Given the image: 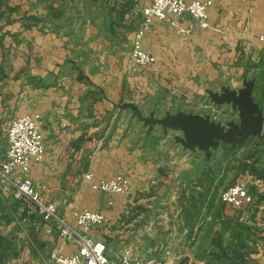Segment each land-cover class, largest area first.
Wrapping results in <instances>:
<instances>
[{
    "label": "crops",
    "instance_id": "0c3cea01",
    "mask_svg": "<svg viewBox=\"0 0 264 264\" xmlns=\"http://www.w3.org/2000/svg\"><path fill=\"white\" fill-rule=\"evenodd\" d=\"M201 1H212L208 30L185 37L166 22L153 20L143 45L156 56V64L125 71L131 35L143 26L150 0H0V116L6 115L2 106L7 104L13 119L42 115L44 160L38 170L23 175L43 188L46 199L58 205L71 225L73 211L93 210L108 217L111 228L138 199V209L144 205L139 218L147 217V208L169 205L177 208L175 217L183 224L193 211L196 227L191 237H205L211 215L205 217L204 212L216 192L205 179L220 152L163 150L171 136L157 141L145 133L142 139H131L119 136L115 125L119 115L137 119L142 91L156 95L165 90L172 100L203 94L217 78L238 84L251 76L253 98L264 115V50L259 42L264 0ZM88 90L95 100H84ZM132 93L136 101L130 100ZM106 115L108 123L98 127ZM261 137L264 140V130ZM6 145L5 138L0 150ZM87 172L96 180L123 175L129 191L94 190L83 181ZM175 177H180L179 185L173 188ZM167 192L174 195L169 198ZM158 217L167 215L161 212ZM108 230L94 235L110 244V257L116 258L119 232ZM75 249L0 184V264H51L52 251L70 254ZM255 256L264 264V250Z\"/></svg>",
    "mask_w": 264,
    "mask_h": 264
},
{
    "label": "rangeland",
    "instance_id": "374dc122",
    "mask_svg": "<svg viewBox=\"0 0 264 264\" xmlns=\"http://www.w3.org/2000/svg\"><path fill=\"white\" fill-rule=\"evenodd\" d=\"M250 77L248 76L246 81H251ZM243 81L240 79L238 84H235L234 80V83L231 80L222 82L217 78L203 94L195 92L189 97L182 95L180 98L172 100L166 96L165 90L156 95L147 90L142 91L138 95L139 98L137 97L142 108L137 119L133 120V116L129 120L127 114L119 115L116 118V129L121 130L118 135H128L131 136V139L141 135L142 139V135L146 133V136L154 135L158 138L157 141L171 136L167 143H163V150L189 149L183 144L185 138L182 132L166 130L162 126H152L144 120L163 119L169 115L177 114L200 115L229 128L231 123H239L238 111L228 107L231 106L228 104L216 105L212 101L210 93H221L222 87L243 88ZM96 96L98 97L97 93ZM89 99H96L91 90H88L84 97L85 101H90ZM130 100L136 101L133 99V93ZM2 108L6 115L0 116V145L4 146L6 131L13 118L10 117L11 114L8 110L11 108L8 104L3 105ZM109 118L108 115L100 118L98 121L101 123L98 124V127L108 123ZM176 132H178L177 136ZM154 143V141L151 142L152 147ZM158 146L160 147V145ZM190 150H197V148ZM211 150L220 153L211 160V170L208 173L210 175L205 179L207 185L216 188L213 195L214 200H210V205L204 212L205 217L211 215V220L204 225L205 237L199 239L195 237V240L191 237L190 231L196 227V222L192 221L194 217H191L193 211L188 213L189 220L184 221L183 224L175 217L177 208L169 205L147 208L149 212L147 217L139 218L140 214L143 216L144 205H142L143 209H138L139 200L137 199L133 202L135 207L128 206L118 223L112 225L108 230L111 233L119 232L115 234V241L119 247L114 251L120 253L130 250L134 257L147 259L161 257L166 249H170L172 259L168 264H258L255 255L264 250V184L258 183L261 186L255 184L258 181L256 173L264 174L263 137H251L247 142L233 149L220 142ZM179 178L172 179L173 188L179 185ZM241 182L248 184L250 192L255 197V204L252 206L256 207L249 210H236L224 204L223 192ZM167 193H169V198L174 195L173 192ZM261 207L262 209H260ZM161 212L167 217H158ZM184 229H187V232L184 233ZM110 255H114L113 252ZM110 259L115 264H119L116 258L110 257Z\"/></svg>",
    "mask_w": 264,
    "mask_h": 264
},
{
    "label": "built area",
    "instance_id": "2783aa9c",
    "mask_svg": "<svg viewBox=\"0 0 264 264\" xmlns=\"http://www.w3.org/2000/svg\"><path fill=\"white\" fill-rule=\"evenodd\" d=\"M212 1L201 0H150L143 10L144 24L131 35V52L125 64V71L133 68H149L157 59L152 51L144 48L145 32L153 20L166 22L180 36L189 37L196 31L211 27L208 9ZM264 50V33L259 35ZM41 114H26L14 118L6 131L7 145L0 150V184L8 189L11 197L24 204L30 215L39 216L50 224L63 244H71L76 249L70 254L59 250L52 251L51 264H115L110 259L111 246L94 233L105 232L111 226V220L101 212L93 210L73 211L75 225H71L55 202L46 199L44 190L35 185L23 174L39 169L45 156V143L41 129ZM83 181L94 190L112 194H126L129 180L117 175L109 180H96L87 172ZM223 202L236 209L245 210L255 204V197L245 182L229 187L222 194ZM172 251L166 249L161 257L138 259L130 250L116 255L119 264H168Z\"/></svg>",
    "mask_w": 264,
    "mask_h": 264
},
{
    "label": "water",
    "instance_id": "95a60500",
    "mask_svg": "<svg viewBox=\"0 0 264 264\" xmlns=\"http://www.w3.org/2000/svg\"><path fill=\"white\" fill-rule=\"evenodd\" d=\"M254 86L255 80H251L245 81L244 88L238 91L223 87L221 93H210L216 105L228 104L238 111L239 123H231L229 128L200 115L177 114L144 121L152 126L182 132L185 138L183 144L189 149L197 148L208 153L220 142L233 149L247 142L249 138L261 136L263 133L264 115L254 101Z\"/></svg>",
    "mask_w": 264,
    "mask_h": 264
},
{
    "label": "trees",
    "instance_id": "16d2710c",
    "mask_svg": "<svg viewBox=\"0 0 264 264\" xmlns=\"http://www.w3.org/2000/svg\"><path fill=\"white\" fill-rule=\"evenodd\" d=\"M256 176L258 177V179L264 180V174H262L261 172L256 173ZM211 200H214V197L212 195Z\"/></svg>",
    "mask_w": 264,
    "mask_h": 264
}]
</instances>
